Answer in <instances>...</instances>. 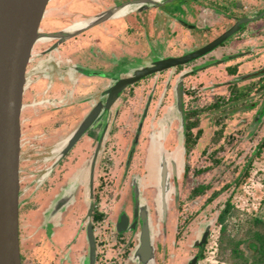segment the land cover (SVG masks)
I'll use <instances>...</instances> for the list:
<instances>
[{"label": "rangeland", "instance_id": "1", "mask_svg": "<svg viewBox=\"0 0 264 264\" xmlns=\"http://www.w3.org/2000/svg\"><path fill=\"white\" fill-rule=\"evenodd\" d=\"M78 1H72L71 5L67 6V10L75 15L69 19H64L68 18V13L64 9L69 0L51 1L48 5L50 10L44 19L45 32H56L71 24L79 18L77 14H83L85 10H89L90 15H94L130 0H81L82 3ZM164 1L162 5L147 4L142 11L112 21L113 23L108 26L105 24L101 27L93 26L89 30L92 31V37L99 39L102 44L106 42L107 52L110 51V47L116 50L110 52L117 58L111 57V54L106 55L107 60H111L108 70L111 81L114 78L129 77L134 71L147 68L162 57L186 55L204 47L207 42L214 41L216 37L234 26L235 17L239 16L237 10L232 7L235 2L228 0ZM61 2L62 4L57 6ZM162 2L163 0H158L157 4ZM255 2L256 4L251 3L253 11L263 4L262 0ZM206 11H215L222 15L218 18V14H213L212 18L215 21L209 29L201 27L200 22L198 23L200 27L196 29H187L184 24L181 25L184 20L196 21ZM232 13L234 17L228 18L227 16L233 15ZM260 20L258 18L246 23L243 28ZM108 27L111 30L109 34ZM243 28L216 49L190 61L189 66L194 70L226 59L233 60L234 58L229 54L234 55L238 51L246 50L251 42L248 39L250 35L244 33ZM124 32L123 38L134 39V42L131 40L133 46L126 45L127 54L122 56V62L115 63V60H119L117 49L113 47L118 46L115 37ZM254 43L255 45L264 43V37ZM40 45H37L36 50L34 48V53L43 49ZM79 45L80 55L88 59L86 53L88 45L83 42ZM231 64L232 61H226L204 72L198 71L195 75H186L182 78L185 88L188 89L185 103L187 109L197 107L199 111L197 125L191 133L195 134L197 129L202 131L197 146L193 147L187 156L184 155L183 149V114L176 105L172 110L171 93L166 94L160 107L155 104V98L161 95L165 79L168 78L169 73H173L174 68L164 71L160 77L155 75L158 87L153 92V101L150 103L146 118L140 115L145 111L143 106L155 77H145L143 81L125 90L123 99L118 97V105L115 103L112 105L111 135L108 141L110 160L108 165H105V169L102 163L99 165L96 177L100 185L94 193L97 208L104 213V218L95 223L98 264H128L135 237L128 233L121 237L116 236L113 227L118 213L122 210L127 213L134 203L139 208L144 207L148 216L150 239L154 248V258L148 264H187L189 259L197 254L196 243L207 225H210L211 230L209 241L219 237L218 249L215 257L210 258L207 246L204 245L201 249L202 258L197 264H231L229 242L239 229V225L248 217H256L264 221V144L261 145L264 142V116L261 122L253 123L255 109L249 106L251 103L258 104L257 99L264 96V78L258 80L252 75L239 81L231 80L233 78H227L225 74V67ZM263 67L264 47L254 49L247 58L242 57L238 70L240 75H246L255 73ZM263 72L264 70L260 73ZM178 78L179 75H176L174 79ZM229 86L232 90L240 89L245 95L234 100L232 97L234 91H230ZM32 89L38 93L36 88ZM27 98H32L30 92L24 95V102ZM217 100H220L221 104L220 107L215 108L212 104ZM36 102L38 105L41 104L40 107L35 110L26 108L22 115L21 126L20 191L22 195L19 205V228L22 261L23 264H57L60 250L65 249V244L69 243L76 258L75 264H87L84 257L86 246L82 239L83 224H80L77 230L78 219L81 221L82 213L77 215L76 220L73 217L64 220V230L56 240L53 237L46 239L45 227L41 226L40 231L38 230L41 222L39 213L41 209L38 208L42 206L45 197L41 195L44 194L41 188L36 190L43 175L42 169L49 165L44 163L43 158L47 156L46 152L53 145L55 146L52 141L66 136L85 109L80 106L78 118L77 114L71 115L67 112L65 116H58L53 109L50 122L45 125V116L49 110L42 108L45 104L44 100L37 99ZM65 111L69 110L65 109ZM141 118L143 122L137 124ZM137 129V132H140L137 133L138 141L133 158L129 164H126L127 153ZM81 147L83 146L75 147L72 157L74 155L80 157L83 151ZM259 147V154L255 155L254 151ZM80 160L78 158L73 164L68 160L55 170L51 175L52 193L56 183L64 181L76 171ZM164 166L168 174L173 166L178 172L177 177L169 181L171 188L161 193L160 175ZM185 168L187 169L184 173ZM61 169L63 170L59 173ZM199 185H207L208 188L202 195L190 197V191ZM130 187L131 193L128 196ZM245 190L255 193V201L248 198L249 195L245 194ZM174 191L177 193L176 198L173 195ZM81 193L83 195L82 190ZM213 194L216 196L210 198ZM79 198L80 196L77 198L78 207L80 203L83 204L79 202ZM262 198L256 213L250 215L247 208L252 209V205ZM162 199H166L165 215L162 210ZM227 200L230 201L232 208L221 223L225 227V233H222L221 230L218 231L220 222L216 220ZM90 201L89 196L88 202ZM154 210L156 216L152 221L150 216ZM72 239L74 240L70 243Z\"/></svg>", "mask_w": 264, "mask_h": 264}, {"label": "flooded vegetation", "instance_id": "2", "mask_svg": "<svg viewBox=\"0 0 264 264\" xmlns=\"http://www.w3.org/2000/svg\"><path fill=\"white\" fill-rule=\"evenodd\" d=\"M51 1H56V0H51ZM72 1H74V0H69V2L67 3L68 7ZM135 1H137V0H130V1L124 2L120 5H115L111 8H109L108 10H104V11H102L100 13H96L94 15H90V11L85 10V13L77 14L78 15L77 17H79V18L76 21L72 22L71 24H69L63 28H60L56 32H51V33H46L45 32L46 29L43 27L44 21H45L44 19L46 18V16L44 15V18H43V20L41 22V26H40V36H39L40 40H38L34 46V48L36 50L37 45L41 44L43 46V49L42 50L39 49L40 51H38V52L35 51V53H34V48H33L31 60H30V63L28 65V84H27L25 94L30 92V94L32 95V98L31 99L27 98V100L24 102L23 113L25 112L26 108H30L32 110L39 108L41 104L38 105V102H36V100L42 99L45 101V104L42 108H46L47 110H49V111H47V115L45 116V120H44V122H45L44 124L47 125L50 122V118L52 117V113H53L52 110L53 109H55L58 116H65V113L67 112V113H71V115L77 114V118L79 116L80 106H83L85 109L83 111V113L81 114L80 119L75 121V125H74L73 129L66 136H64L62 138L59 137L56 141H52L53 144H55V146L53 145V147L51 149H49L48 152H46L47 156L43 158L44 163L49 164V165H46V167H44L42 169L43 175L39 179L38 185L36 187V190H39V188H41V192L44 193L41 195L45 197L42 206L38 208V210L41 209L39 212L40 217H41V222H40L38 230L40 231L41 226L45 227V232L47 231V233H45V235H48V237H46L45 235H44V237L46 239L53 237L56 240L57 237L64 230V223H65L64 220H66L68 218H72V217L76 220L77 215L82 213L81 221L78 219L77 230H78V227H80V224H83L82 225V234H83L82 239H83L85 246H86V251L84 252V255H85L84 257L86 259L87 255H88L87 227H88L89 223L91 224V228H92V232H93V236H94V244H95V264H98V258H99L98 250H97L98 240H97V235L95 233V223L101 221L104 218V213L97 208V204L95 202L96 201L95 196H94L95 189L100 185V183H97L98 179H97L96 175L98 173L100 163L103 164V169H105V165H108V161L110 160L108 141H109V138L111 135V128L110 127L112 124L111 123V117H112L111 116V111H112L111 107L112 106L107 108L106 107V100H107V96H108V92H109L110 88L112 87V85H114V83H116L117 80L121 79V77L114 78V80L111 81V76L108 73V70L110 69V66H111V60L110 59L107 60L106 55L111 54V57L117 58L114 56V53L110 52V51H113L114 49H111V47H110V49H109L110 51L107 52L108 48L104 47L106 45V42L103 44L102 49L94 48V44H96V41L97 42H101V41L97 38L92 37V35H91L92 31H89V30L93 26L94 27L95 26L101 27L104 24L106 26H108L109 24L113 23L112 21H116V20H119L122 18H126L129 14L135 13L137 11H142V10H140V8L138 6L135 5ZM228 1L235 2L234 5L232 4V7L234 9H236L237 10L236 12L239 14V16L235 17V20H236L235 24L240 19H243V18L253 19L252 21L258 20V18L261 19L260 22L258 21L256 23H253L252 25L247 26L246 28H243V27H245L243 25L246 23H242L239 26L238 31L241 28H243V32L244 33L247 32L250 35L248 39H249V41H251L250 42L251 45L249 44V46L246 50H243L241 52L238 51L234 55L229 54V56L231 55V58H234L233 60H230V59L227 60L226 59V60H223L222 62H216L215 64L212 63V64L204 65L201 69L196 68L194 70L192 69L193 67L189 66L190 61L184 65L173 67L174 68L173 73H169L168 78L165 79V84H164L162 91L160 93L161 95H159L155 98V104H157L156 106L160 107L163 99L166 97V94L168 92H170L172 95V100H173V109L172 110H174L175 105H176L175 87L179 82H181L182 114H183V125H182V127H183V131H184V135L187 133L185 128L188 126V124L195 122L197 125V118L199 116L196 113V112H198L197 107H190L189 109H187V107H186L187 104H185V103H186V98L188 97V95H187L188 89L185 88L184 83H183V79L180 80L181 76L195 75L198 71L204 72V71L210 69L211 67L219 65L221 63H225L226 61H232L233 64L227 65L225 67V74H226L227 78H230V79L233 78L231 80H234V81H239L243 78H246V77L252 76V75L254 77H257L258 80H260L261 78H264V72L260 73L261 71L264 70V67L259 69L255 73H247L246 75H240L241 73H239V70H238L242 57L247 58L250 56V53L252 51L254 52V49L264 47V43H261L259 45H255V43H254L256 40L258 42L260 39H262L264 37V20L262 19V18H264V17H262L264 15V0H262V3H263L262 6L259 7L255 11H253V8L251 6V3L256 4L255 0H228ZM78 3H82L81 0H79ZM96 3L99 4L98 2H96ZM60 4H62V2L59 3V5ZM225 4H227V3H225ZM59 5H57V6H59ZM127 5H129L131 8L127 12H125L124 14L116 15L117 13H112V15H110V16L108 15L110 12H113L116 9L127 6ZM67 6L65 7L66 8L65 10L68 13L67 14L68 18H64V19H69L70 17L75 16L73 13H71L67 10ZM141 9H143V8H141ZM47 10H48V7H47L46 11ZM214 13L219 15L218 18L222 16L220 13L215 12V11H206L205 13L201 14L196 21H194V19L192 20V22L184 20V23L181 22L182 24L181 23L180 24L181 25L184 24V26L187 29H196L199 26V24L201 23L202 24L201 27H205V29H209L211 27V24H213V21H215L212 18ZM232 14L233 15H230L227 17L228 18L234 17V13H232ZM251 22H247V23H251ZM74 27L77 29L73 30L72 32H68V29H71ZM249 27H252V29H249ZM260 27H262V28H260ZM127 29H129V28L127 27ZM110 32H111V30L109 28L108 34ZM124 35H125V32L122 35L119 33L115 37V40H116V43H118V46H113V47L115 49H117V53L119 55L118 56L119 60L118 61L115 60L114 61L115 63L122 62V60H123L122 56L127 54L125 49H126V44L128 43V38H123L122 36H124ZM71 38L73 39L72 41L70 40ZM216 39H217V37H216ZM80 42L88 44V46L86 48V53L88 54V59L83 58L80 55V50H79V46H80L79 43ZM132 42H134V41L132 40ZM211 42H213V41H209L205 45H207ZM66 43H71V44L73 43V51H74L75 56L73 57L72 63H70V61H68V59L66 58V55L64 53L65 51H67L64 48V45ZM222 44H220V45H222ZM216 48H214V49H216ZM55 51H57L59 53L56 54L57 56H51L52 57V60H51L52 65L50 67L44 66L43 62L46 63V62H48V59H50V56H48V55L55 52ZM114 51H116V50H114ZM195 51H197V50H195ZM191 53H193V52H191ZM191 53H189V54H191ZM186 55H188V54H186ZM181 56H184V55L179 54L176 56L171 55V56H167V57L169 58V57H181ZM164 58H166V57H162V59H164ZM236 59H240V61H234ZM54 68H56L57 70H54ZM173 68H170V69H173ZM167 70H169V69H167ZM183 70H186L187 72H182ZM52 71H53V73H52ZM164 71H166V70H164ZM164 71H161V72L155 73V74H151L150 76H147V77L154 78L155 75H158L160 77L161 73H163ZM51 73H52V75H51ZM70 73H71V78H70V83H69L68 80H69V74ZM176 75H179L178 79H174ZM51 76H53V77H51ZM73 77H75V78H73ZM144 78H142V79H144ZM155 78H154L152 85H151L152 87H151L150 94L146 97V101H145L144 106H143V109L145 108V111H144V113L142 111V113L140 115L143 118H146V115H147L149 108L151 106L150 103H151V101H153V99H152L153 92H155L157 87H158L157 78L156 79ZM142 79L139 81L140 82L143 81ZM173 79H174V81L172 83ZM43 80H45V82H46L45 84L42 83ZM54 80L58 84L60 83V85H61L60 87H61L62 95L60 94L61 95L60 98H52V97H50L51 95L48 94V93H50V89L54 83ZM94 80L96 82L95 87L93 88V90L90 93L88 92V94H85L86 96H84L81 99H79V98L77 99V95L75 94L72 97L71 101L70 100L68 101L66 99L68 97V94H69L67 84H69V87L74 86V88L83 87L85 89H88L90 84H92V82ZM139 81H137L136 83H138ZM85 82H87V83H85ZM136 83H134L133 85H129L128 88L126 87L124 90H122V92H120L118 97L121 98L123 95V92L125 90L129 89L130 87L134 86ZM258 86H260V85H258ZM229 87H230V91H231L232 87L231 86H229ZM32 88H36L38 90V93L36 91H34ZM256 90H258V89H256ZM263 90H264V88H263ZM233 91H234L235 95L232 93V97H235V96H238L241 94L240 96H238L240 98V97H243V95H245L244 93L242 94L241 93L242 91L238 88H234L232 90V92ZM123 96H125V95H123ZM219 96H221V95H219ZM122 99H123V97H122ZM191 99H193V98H191ZM257 100H258L257 101L258 104L251 103L249 105L251 109H253V110L255 109V114L253 115V119H252L253 123L261 122V119L264 116V96L261 98H258ZM218 102H220V101L217 100L213 104H215V103L217 104ZM256 105H258L259 107L258 106L256 107ZM97 106H98V113H97L96 117L93 119L90 126L83 132V134L79 137L77 142L68 151L65 152L64 150L66 148L69 136L72 135L73 133H75L80 128V126L85 121V119L89 115V113ZM65 109H68L69 111H65ZM143 118H141V120L139 119L137 124H139V122L142 123ZM193 129H191V132ZM197 130L201 131V129H197ZM197 130H196V132H197ZM137 131H138V129L136 130L135 134L133 135V139H132L133 141H132L131 147L127 153V157H126V164H129L130 160H132V158H133L135 145H136L138 139L136 140V142L134 140H135V137L137 136V133L140 132V131L139 132H137ZM196 132H195V134H196ZM201 133H202V131H201ZM195 134H193V135H195ZM169 140H170V138H169ZM183 141L185 144V136H184ZM78 145L83 146V147H81V151L83 149L82 154L80 155V157H77V155H74L72 157V153H73L75 147ZM183 149H184V155H185V148L183 147ZM257 151L259 152L258 149L256 151H254L255 155L257 154ZM78 158L81 160L79 161L80 164L75 169L76 171L74 173H72L69 177L64 179V181L59 182L58 184L52 183V184L56 185V188L54 189V192L52 193V191H50V189H52V188H50V183H51V180H53V179H51V175L54 174L55 170L58 167L64 165L68 160H70L71 162L70 161L69 162L73 164V162H75V163L77 162ZM62 168H64V167H62ZM62 170L63 169H61L59 171V173H61ZM175 170H176V176H173L172 167H171V171L169 173L170 174V180L175 179V177H177V172H178L177 168ZM170 188H171V184H170ZM20 190H21V188H20ZM81 190L83 191V195L81 193ZM129 191L130 192H129L128 196H130L131 187H130ZM21 195H22V193L20 191V196ZM173 195H174V198H176V196H177L176 191L173 192ZM79 196H80L79 202L83 203V204L80 203V207H78V205H77V202H78L77 198ZM89 196L91 197L90 202H88ZM62 198L65 200V202L61 203V205H59L55 209L57 202ZM89 203H91V205ZM19 205H20V198H19ZM76 205H77V207L75 208ZM134 205H135V203H134ZM134 205L132 204L131 209L127 213L123 210L118 213L113 229H114V233L116 234V236H119V237H121L123 234H126V233L134 235L135 241H134L130 256L128 258V264H131V263L132 264H141V263H137V262H134L131 260L133 251L135 250L136 245L138 243L139 233H140L141 225H142L141 221H140V216L137 214V216L134 217ZM19 212H20V208H19ZM122 214L126 215V217L128 219V223L125 226L126 227L125 230H123L122 232H117L116 231V225H117L119 218ZM99 215H100V218L96 219V217H98ZM154 216H156L155 210L151 213V216H150L152 218V221H154ZM134 222H135V226L132 227ZM216 222H217V220H216ZM206 227H208V234L206 236L205 242L201 248H199V247L196 248L197 254L194 255V256L199 255V258L197 259L196 264L201 259L200 258V254L202 251L201 249L204 247V245H206L208 235L211 231L210 225L205 226V228ZM205 228H204V231H205ZM204 231H203V233H204ZM19 238H20V242H21V230H20V228H19ZM200 239H199V241H200ZM73 240L74 239H72L70 241V243ZM68 245H69V243L65 244V246H64L65 249L60 250L61 254L58 257V263L57 264H75L76 258L72 253L71 245H69V247H68ZM20 246H21V244H20ZM59 247H60V245H59ZM198 252H200V253L198 254ZM21 257H22V255H21Z\"/></svg>", "mask_w": 264, "mask_h": 264}, {"label": "water", "instance_id": "3", "mask_svg": "<svg viewBox=\"0 0 264 264\" xmlns=\"http://www.w3.org/2000/svg\"><path fill=\"white\" fill-rule=\"evenodd\" d=\"M51 0H0V264H21L19 238V198H20V161H21V126L24 108V95L28 84V65L33 48L40 36L41 22ZM172 1V0H171ZM157 4L155 0H137L135 5L143 10L147 4ZM143 8V9H141ZM253 19H240L232 28L223 33L213 42L197 51L181 57H169L155 61L151 66L136 70L131 76L119 79L108 92L106 107L112 106L120 92L144 77L154 73L184 65L196 59L226 41L238 31L240 24ZM183 76L180 77V80ZM176 107L182 112L181 82L175 87ZM98 113L95 107L80 128L69 136L65 152L68 151L90 126ZM137 136L135 137V142ZM173 176L176 170L172 168ZM161 193L170 189V175L166 167L160 175ZM136 193V192H135ZM62 198L55 209L64 203ZM163 215L166 211V199H162ZM140 216L141 230L138 243L132 254V261L148 264L154 258V248L151 244L149 224L146 209L134 207V217ZM128 219L122 214L116 225V231L126 229ZM135 226V222L132 227ZM208 234L205 228L196 246L201 248ZM88 255L87 264H95L94 236L89 223L87 227ZM199 255L189 259L187 264H196Z\"/></svg>", "mask_w": 264, "mask_h": 264}, {"label": "trees", "instance_id": "4", "mask_svg": "<svg viewBox=\"0 0 264 264\" xmlns=\"http://www.w3.org/2000/svg\"><path fill=\"white\" fill-rule=\"evenodd\" d=\"M238 96H235L234 100L239 99ZM220 104H221V101L218 102L217 104L216 103L212 104V106L215 108H218ZM198 112L196 113L198 114ZM195 126H196V123L192 122L188 124V126L185 128L187 131V133L184 135L185 136V144H184L185 156H187L190 150L193 147L197 146L198 144L197 140L199 139L201 135V131L197 130L196 134L192 135L191 129H193ZM217 132L220 133V131H217ZM215 141H217L216 138H215ZM263 144L264 142H262L261 145ZM257 149L259 150L260 147ZM257 154H258V151H257ZM186 169L187 168H185L184 173L186 172ZM201 172H204V171H201ZM246 173L247 171L244 172V174ZM207 188H208L207 185H199L190 191L189 196L193 198L195 196L202 195ZM213 196H216V194H213L210 198H212ZM231 208H232V205L230 204V201L227 200L224 203L222 209L220 210L218 218H217V221L220 222V224L223 223V221L225 220V217L231 211ZM99 218H100V215L96 217V219H99ZM221 231L222 233H225L224 226L221 227ZM229 245H230V263L231 264H264V221L256 217H248L244 219L243 222L239 225V229L237 230L236 234L230 240ZM20 256H21V246H20ZM200 258H202L201 254H200ZM21 264H23L22 257H21Z\"/></svg>", "mask_w": 264, "mask_h": 264}, {"label": "crops", "instance_id": "5", "mask_svg": "<svg viewBox=\"0 0 264 264\" xmlns=\"http://www.w3.org/2000/svg\"><path fill=\"white\" fill-rule=\"evenodd\" d=\"M49 10L50 9H48L47 11H46V14H45V16L47 15V13L49 12ZM128 40H130V41H128V43L126 44L127 46H133L132 45V43H131V40H133L134 41V39L133 38H128ZM86 45H88V44H86ZM101 45V46H100ZM102 42L100 43V42H97L96 41V44H94V48H100V49H102ZM138 45V44H137ZM127 46H126V53H127ZM105 47V46H104ZM64 48L67 50V51H65L64 53H65V55H66V58L68 59V61H70V63H72V60H73V57L75 56V54H74V51H73V43L71 44V43H66L65 45H64ZM59 52H57V51H55V52H53V53H51V54H49L48 56H50V59H48V62H43V64H44V66H46V67H50L51 65H52V63H51V60H52V57L51 56H57L56 54H58ZM69 63V62H68ZM54 70H57L56 68H54ZM52 73H53V71H52ZM52 73H51V75H52ZM51 77H53V76H51ZM50 77V78H51ZM70 78H71V73L69 74V83H70ZM73 78H75V77H73ZM72 78V79H73ZM52 79V78H51ZM53 80V79H52ZM65 81V80H64ZM56 81L54 80V83H53V85H52V87H51V89H50V93H48L49 95H51V97L52 98H60L61 97V95H62V91H61V85H60V83L58 84L57 82L55 83ZM67 82V81H66ZM42 83H46L45 82V80H43L42 81ZM85 83H87V82H85ZM95 84H96V82H95V80L92 82V84H90V86H89V88L88 89H85V88H83V87H81V88H78V87H76V88H74V86H71V87H69V84H67L68 85V97L66 98L68 101L70 100H72V97L76 94L77 95V99L79 98V99H81V98H83L84 96H86L85 94H88V92L90 93L92 90H93V88L95 87ZM61 94V95H60ZM118 103H119V98H118V100L115 102V104L116 105H118ZM113 110V109H112ZM23 115V114H22Z\"/></svg>", "mask_w": 264, "mask_h": 264}, {"label": "built area", "instance_id": "6", "mask_svg": "<svg viewBox=\"0 0 264 264\" xmlns=\"http://www.w3.org/2000/svg\"><path fill=\"white\" fill-rule=\"evenodd\" d=\"M245 194L249 195L248 198H250L252 201H255V193H249V191L245 190ZM262 200H263V198L259 199L257 201V203H255L256 205L253 204L252 205V209L249 208V210H248V208H247V212H249L250 215L255 214L256 211L258 210V208L260 207ZM221 227H222V225L218 224V231L221 230ZM210 238H211V235L209 233L208 238H207V242H206L207 252L210 255V258H214L215 257V253L217 252V249H218V238L219 237H215L214 239H211L209 241Z\"/></svg>", "mask_w": 264, "mask_h": 264}, {"label": "bare ground", "instance_id": "7", "mask_svg": "<svg viewBox=\"0 0 264 264\" xmlns=\"http://www.w3.org/2000/svg\"><path fill=\"white\" fill-rule=\"evenodd\" d=\"M75 1V0H74ZM155 2H158V0H156ZM59 5V4H58ZM71 5V4H70ZM67 6V5H66ZM70 8H71V6H70ZM131 7L129 6V5H127V6H124V7H121V8H118V9H116L115 11H113V12H110L108 15L110 16V15H112V13H117L116 15H120V14H124L125 12H127L129 9H130ZM65 10V9H64ZM70 10V9H69ZM102 10V9H101ZM119 13V14H118ZM75 20V19H74ZM73 22V21H72ZM79 28V27H78ZM75 29H77V28H71V29H68V32H72L73 30H75ZM38 40H40V39H38Z\"/></svg>", "mask_w": 264, "mask_h": 264}]
</instances>
